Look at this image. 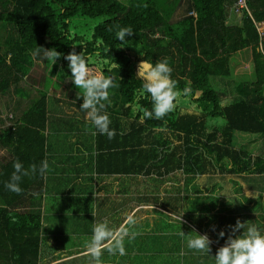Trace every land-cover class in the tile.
<instances>
[{"label": "trees", "instance_id": "trees-1", "mask_svg": "<svg viewBox=\"0 0 264 264\" xmlns=\"http://www.w3.org/2000/svg\"><path fill=\"white\" fill-rule=\"evenodd\" d=\"M238 1L0 0V96L13 91L26 97L19 83L51 49L61 54L53 66L45 57V68L51 66L49 73L57 81L55 91L64 82L82 95L71 82L64 56L82 52L95 60L99 53V58L119 65L111 72L104 66V75L112 76L117 87L109 89L103 112L121 116V130L113 129L115 134L108 139L116 142L106 149H113L109 173L151 176L155 187L160 178L169 176L170 193L176 194L171 199L182 195L178 194L182 182L194 193L209 195L203 202L195 198L192 203L194 207L201 204L204 210L215 195L230 193L234 195L231 202L241 199L239 195L248 184L256 192L251 197L252 209L244 208L243 199L234 206L236 216H248V211L255 212L258 206V212H264V33L258 30L264 24V0H244L242 8ZM181 6L185 11L179 15ZM191 12L195 16L188 15ZM176 13L179 18L172 21ZM87 18L101 21L90 34L70 35V24ZM123 27H130L133 35H126L130 44L121 47L115 33ZM246 49L251 53V78L231 79L230 58ZM142 60L151 64L167 61L176 89L190 90L159 120L142 118L143 111L152 106L147 95L136 101V91L143 83L136 77ZM89 68L97 74L94 62ZM36 94L17 118L0 115V264H36L38 257L39 213L8 207L33 188L42 174L37 171L22 177L19 194L5 187L15 161L27 169L29 165L39 168L44 159L47 94ZM134 103L139 105L135 112ZM215 119L223 125H210ZM3 120L11 121L4 126ZM113 120L120 121L119 117ZM219 183L224 184L221 189ZM230 183L236 186L227 188ZM154 185L153 190L157 189ZM170 211V218L176 219L171 205ZM186 219L189 222L180 218L169 224L166 236L172 234L176 246L162 264H171V256L179 255L182 247L189 264H199L195 260L203 252L187 247V241L197 234L192 224L196 221ZM232 220L229 226L236 223V218ZM237 234L239 230L232 235ZM203 259L202 264L206 262Z\"/></svg>", "mask_w": 264, "mask_h": 264}, {"label": "crops", "instance_id": "crops-1", "mask_svg": "<svg viewBox=\"0 0 264 264\" xmlns=\"http://www.w3.org/2000/svg\"><path fill=\"white\" fill-rule=\"evenodd\" d=\"M28 74L19 83V87L22 88L23 94H26V97H21L12 91V93H15L19 97V102L25 101L30 97L28 87L24 88L22 85L26 81L25 78ZM49 74L47 70L43 85H46L48 79L51 80L48 86L53 82L57 83L55 77L49 76ZM66 84L64 82L61 83L58 89L54 91V94L50 87L46 86L45 90L47 94L48 117L42 135L45 148L43 161L47 162V170L38 179L33 188L21 196L16 204L14 203V205L8 208L17 209L20 212L33 211L39 213L40 244L36 264H132V255H138L139 263L146 264L143 258L154 255L151 253L153 249L157 252L154 245L159 242L156 241V238L164 236L169 232L167 226L169 227L170 221L165 217H170L171 197L176 195L175 193H170L171 186L166 188L170 185L169 176L160 178V184L158 183L155 187V181L151 176H124L116 172L109 173V169L113 168L109 158L113 149H110V151L106 149L111 148L116 142L108 141L106 135L98 137L86 113L79 107L83 102L82 99L77 100V96L71 95L72 89L68 84L65 87L66 89L62 90L63 93H68V96L64 99L58 97L61 87ZM32 90L36 93V90L40 89L32 88ZM56 93L57 96L55 97ZM63 93L61 92V95ZM35 97H31L30 100ZM20 104L23 106L24 103L20 102ZM104 112L111 121L109 125L110 129H114L115 131L121 130V116L109 111ZM9 114L13 115L12 113ZM116 117H119L120 121L113 120ZM10 121H4L2 125L6 126ZM153 185L157 189H151ZM183 191L178 194L183 193ZM255 193L254 189L247 184L241 195H239L242 198L234 200L233 204L242 202L245 199L243 203L244 208L252 209L253 203L251 197ZM221 196L230 197L231 194L228 193ZM228 198L226 204L231 202L230 198ZM261 198L264 199V196ZM66 203H71V206L74 203L77 205L78 211L75 217L79 219V222L84 224L85 221H92V228L87 224V229L89 227V231H86L89 237L88 240H83L79 237L81 232L76 231L74 225L70 226L73 228L67 227L61 235L59 234V230L54 227L53 220L56 216L53 215L58 211L60 205L63 206ZM148 208L154 209L155 212L157 210L159 218L165 216L166 220H157L159 223H154L151 219L145 220L146 222H140L137 213L146 217V212L143 209ZM228 213L231 216H236L235 207H230ZM260 213L262 214L260 224L262 230H257L261 234H264V212ZM249 214L258 215L252 211H248ZM85 217H87L86 220L83 219ZM128 217L132 218L133 223H128ZM224 217L227 216L224 215ZM224 217L222 218L223 222ZM220 222L214 226V229H216L212 235L213 238L215 236L214 242L211 240V234L205 233L204 228H196L197 234H206L211 242V250L208 253L203 252L200 254L202 261H204V257L206 258V262L203 264H215L214 257L212 256L213 252L220 246H223L228 236L232 234L230 233L231 227L229 224L224 226ZM99 223H106L112 236L102 242V254L99 261H94L88 254L87 248L93 234L92 230ZM199 224L203 225L201 222ZM225 227H227L225 231L227 233H224L223 237L217 238L219 237L218 233L220 230ZM163 230L166 232H162ZM124 233L128 234L124 235ZM132 233L136 234L134 238H131ZM158 233H162V235ZM63 238H73L76 242H73L72 246H67L66 243L63 245ZM118 240H121L124 246L123 249L125 247L129 248L128 253L125 252V249L123 255L118 251L111 253L108 251V248H113ZM170 244L171 240L167 241V247ZM163 250L165 251L163 253L167 255L171 253L170 248ZM180 253L181 255H176L178 264H189V258H186L187 255L184 247H182ZM208 254H211L212 257ZM124 255L128 257L123 261ZM200 259L195 260V263L202 264Z\"/></svg>", "mask_w": 264, "mask_h": 264}, {"label": "clouds", "instance_id": "clouds-1", "mask_svg": "<svg viewBox=\"0 0 264 264\" xmlns=\"http://www.w3.org/2000/svg\"><path fill=\"white\" fill-rule=\"evenodd\" d=\"M132 36L133 30L130 27L120 28L115 33V38L121 41V47L128 46L130 41L125 40V36ZM97 44L101 41L97 40ZM60 53L54 49L47 50V61L51 64L55 59L60 57ZM96 59L92 56L85 57L83 53L69 52L64 56L68 61L67 67L70 72V79L72 84L82 90V97L80 109L86 113L87 118L95 128L96 132L101 135H106L108 139L114 136V131L110 129L111 123L108 115L103 112L106 105L104 102L109 100V89L117 87L112 76L104 75V66L108 65V71L119 69V65L114 60L99 58V53L96 54ZM95 63L97 74L93 75L90 71L89 65ZM172 69L167 61H161L151 64L146 60H142L138 65L137 78L143 83L136 91V101L138 102L142 97H147L151 102V109L143 111L142 118L162 119L169 112H172L179 102V98L189 95V89L185 88L182 92L176 89V82L171 78ZM133 111L139 110L138 103L132 105ZM47 162L42 161L39 168L36 165H29L27 169L19 161L13 163V173L9 182L5 187L14 193L19 194L21 188L19 182L22 177L28 176L29 173H36L39 171L43 174L47 170ZM226 193V192H225ZM128 223H133L131 217H128ZM180 220V216L176 218ZM231 227V233L235 234L238 230L239 235L230 234L223 246L219 247L214 255L215 264H264V234H261L255 226H248L245 229V222L241 223L239 220ZM243 230V231H242ZM93 234L87 248V252L94 261H99L102 254V242L108 240L112 233L109 231L106 223H99L94 226ZM128 233H124L127 235ZM135 233L131 234V238L135 237ZM219 237L224 236V231L218 233ZM122 240V237H121ZM121 240H118L114 248H108L111 253L118 251L121 255L124 254V249ZM210 240L206 234H195L194 238L187 241V247L195 249L200 252L208 253L210 251Z\"/></svg>", "mask_w": 264, "mask_h": 264}, {"label": "rangeland", "instance_id": "rangeland-1", "mask_svg": "<svg viewBox=\"0 0 264 264\" xmlns=\"http://www.w3.org/2000/svg\"><path fill=\"white\" fill-rule=\"evenodd\" d=\"M184 11H185V6H181V9H179V11H178L179 15ZM179 15L176 13V15L172 21L177 20L179 18ZM99 21H101V18H87V19L74 20L69 26V33H70V35H74V36L77 34H83V35L90 34V32L92 31V28L95 25H97L99 23ZM258 30H259V32L264 33V24L261 27H259ZM230 64H231V67H233V73H232V76L230 77L231 79L233 77L234 78H239V77L251 78L252 62H251V53H250L249 49L243 50V51L233 55L230 58ZM52 66H53V64H52ZM50 68H51V66H50ZM50 68H48V69H50ZM48 69L45 68V57H43L41 59V61H36L34 66L31 69V71L29 72L28 76L25 78L26 81L22 84L24 88H26V86L28 87V90H29L28 92H29L30 97L25 101H20V102L24 103L22 106L20 104V102L18 101L19 97L15 93H12V91L10 92L9 95L0 96V115L6 116L7 114L12 113L13 118L15 119L16 116L18 117L19 113L23 110V108L26 107V105L30 101V98L35 97L36 93H38L39 91H45L47 87H50L53 90V94H54L55 93L54 92L55 87L57 85L55 82H53L50 86H48V84H50V82H51V80L48 79V80H50V82L48 81L46 83V85H43V80L47 74ZM51 74H52V72H51ZM51 74H49V76H51ZM223 85H225L224 81H223V83H221L220 87L223 88ZM66 86H67V84L65 86H62L61 90L58 92V97L60 99H64L68 96V93L65 94L62 91V90L66 89L65 88ZM32 88H37L40 90L36 91V93H35L32 90ZM61 92L63 93V95H61ZM71 95L77 96V91L72 90ZM54 96L56 97L57 93ZM210 125H213L215 127H221L223 125V121L220 119H215L214 121L210 122ZM2 151H1V153H2ZM218 181H220V180H218ZM222 185H224V184L219 183L218 188L221 189L223 187ZM169 186L170 185H168L166 188H169ZM235 186H236L235 183H230L227 185V188L235 187ZM179 187H180V192L183 190L184 191H183L182 195L179 196V198H176V199L172 198L171 199L172 211L175 213L173 215L177 216V217L180 216L182 222L183 221L189 222L188 219H186L187 217L191 218V220L192 219L195 220L196 221L195 223L192 222L193 227L194 228H197V227L204 228L205 233L207 232V233L211 234L210 237H211V240L213 242L215 240V236L213 238L212 235H213V232L216 231V229H214V226L217 225L220 221H222V218L224 217V215L227 217H224V222L223 221L220 222L224 226L227 224H231L233 221L232 219L234 217V218H236V221L239 220L241 223L245 222V229L248 226H255L257 229H259V230L261 229L260 224H261V220H262V214L260 212H258V211H260V206H258L257 210H255V213H257L258 215L249 214L248 216H242V217L241 216L240 217L231 216L228 213V210L230 209V207L232 208V206H236V204H233V202H230V204L229 203L226 204V200L229 196L222 197L219 195H215V197H213L212 202L206 203V206H208V210H204V208H203V206H201V204H200V206L194 207L192 203H193L195 198L201 199L202 202L205 199H207V197L209 195L207 196L206 192L194 193L192 191V189H188L186 187V184L182 185V182L179 184ZM205 191H207V190H205ZM233 197H234V195L231 196V198H233ZM173 200L175 202H173ZM212 204H214V205L212 207H210ZM179 205L182 207L180 208ZM213 207H215V208H213ZM210 208H213V209H210ZM77 211H78V208H77V205L75 203L72 206H71V203L70 204L66 203V205H63V206L60 205L58 208V211H56V213H54V215H53V216H56V218H54V220H53L54 227L59 230V234L61 235L67 227L74 225V229L78 232H81L79 234V237H81V239H83V240H88L89 237H88V234L86 233V231H89V227L92 228L93 223H92V221H85L84 224L79 222L78 221L79 219L75 217ZM143 211L146 212V215H147L146 217L142 216L140 213L139 214L137 213V215H139L140 222H143L145 220L148 221L149 219H151V220H153L154 223L155 222L159 223L157 220H163V219L166 220L165 218H167L170 221V224H175V223L179 222L175 218H172V217L170 218L168 216L165 217L164 215L163 216L165 218L164 217L159 218V215L157 214V210L155 212L154 209L148 208V209H143ZM201 216H202V218L199 219ZM196 217H198V219ZM86 218L87 217H85L83 219L86 220ZM198 221H200L203 225L201 226L199 223H197ZM87 224L89 226L88 229H87ZM142 224H144V223H142ZM210 224H212V225H210ZM70 228H73V227H70ZM180 228L181 227H174V229H176V230L180 229ZM226 228L227 227H225L224 229L222 228L220 231H224V233H227V232H225ZM167 229H171V228L167 226ZM193 231H195V230H193ZM162 232H166V231L163 230ZM158 234L162 235V233H158ZM171 235L166 236V234H165L164 236H166V238L163 241L160 240L161 236L156 238V241L159 242L156 245H154L157 252L153 249V251L151 253H153L154 255H150L149 257L143 258V260H144V262H146V264L148 263V261H149L148 264H159L160 261H161L160 264H162L167 260L168 255L166 253H163V252H165L163 249H169V248L174 249L176 246V243H173L174 241H173V237ZM217 238H220V237H217ZM63 240L61 239V241H63V245H65V243H66L67 246H72L71 244L73 242H76L73 238H66V239L63 238ZM170 240H171V244L169 245V247H167V241H170ZM151 248H153V247L151 246ZM124 249H125V252L128 253L129 248L125 247ZM216 251L213 252V254H212L213 257L215 255ZM161 255H164V258ZM180 255H181V253H180ZM208 255L211 256V254H208ZM127 257L128 256L124 255L123 261L126 260ZM159 257H160V259H159ZM171 257H174V260L172 261L171 264H178L177 256H171ZM131 261L133 262L132 264H142V263H139V261H138V255H132Z\"/></svg>", "mask_w": 264, "mask_h": 264}, {"label": "built area", "instance_id": "built-area-1", "mask_svg": "<svg viewBox=\"0 0 264 264\" xmlns=\"http://www.w3.org/2000/svg\"><path fill=\"white\" fill-rule=\"evenodd\" d=\"M237 3H238V7H240V8L244 7V0H239ZM188 15L195 16V14L192 12L189 13Z\"/></svg>", "mask_w": 264, "mask_h": 264}]
</instances>
